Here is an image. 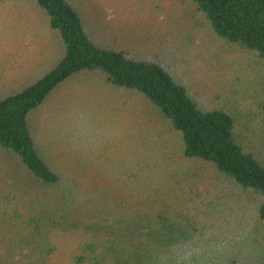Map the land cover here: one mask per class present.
<instances>
[{
    "label": "trees",
    "instance_id": "trees-1",
    "mask_svg": "<svg viewBox=\"0 0 264 264\" xmlns=\"http://www.w3.org/2000/svg\"><path fill=\"white\" fill-rule=\"evenodd\" d=\"M154 1L141 5L156 7ZM160 1L170 6L162 12L165 20L177 14L173 0ZM188 1L223 47L264 60V0ZM32 2L56 32L61 56L36 81L0 97V172L19 176L8 181L0 173L1 255L18 253L32 264H169L191 244L192 234L204 230L201 218L196 225L192 219V200L203 194L194 172L214 174L212 188L223 194L235 227L245 219L264 222V118L250 128L249 115L202 105L162 64L160 54L142 57L127 41L116 48L95 41L80 0ZM94 3L111 2L90 0ZM179 20L184 42L190 36L182 33ZM82 72L103 75L106 83L143 100L145 115L156 112L174 136V150L165 153L148 143L113 174L81 158L70 160L69 171H63L43 156L30 118L59 85ZM260 105L263 112L264 100ZM213 200L197 201L198 212Z\"/></svg>",
    "mask_w": 264,
    "mask_h": 264
},
{
    "label": "rangeland",
    "instance_id": "rangeland-1",
    "mask_svg": "<svg viewBox=\"0 0 264 264\" xmlns=\"http://www.w3.org/2000/svg\"><path fill=\"white\" fill-rule=\"evenodd\" d=\"M110 2L98 7L96 3L90 5V0H80L84 24L95 41L112 48L122 46L119 41H127L142 57L160 54L162 64L202 105L226 106L231 112L244 113L246 118L249 115L250 128L261 122L264 60L241 55L231 46L223 47L221 40L209 34L190 1L173 0L177 14H167L166 20L162 12L170 6L160 0L153 2L156 7H143V0ZM155 20L159 24L152 22ZM178 20L182 33L190 36L184 42L178 33ZM216 54L221 59L215 58ZM60 56L56 32L48 28L44 13L32 0H0V97L36 81L57 64ZM142 104L143 100L135 95L106 83L103 75L82 72L59 85L34 110L30 124L43 156L60 163L63 171L71 167L70 160L81 158L99 172L106 169L107 174H113L148 143L165 153L174 150V136L164 129L156 112L145 115L147 109ZM194 174L201 181L198 187L203 194L192 200V219L196 225V217L201 218L204 230L192 234L191 244L183 249L193 250L191 259L181 260L183 250H179L178 255L169 258V264H264V222L247 224L248 220L241 222L238 217L235 220L242 226L235 227L234 218L228 216L232 211L221 198L223 194L212 188L214 174ZM1 175L8 181L19 178L12 172ZM195 184L192 181V188ZM201 199L208 204L214 199L212 205L216 204L217 209L213 212L212 205L205 203L198 212L196 202ZM170 201L180 206L177 200ZM209 208L212 211L208 212ZM0 264L32 261L18 253L8 258L0 254Z\"/></svg>",
    "mask_w": 264,
    "mask_h": 264
},
{
    "label": "clouds",
    "instance_id": "clouds-1",
    "mask_svg": "<svg viewBox=\"0 0 264 264\" xmlns=\"http://www.w3.org/2000/svg\"><path fill=\"white\" fill-rule=\"evenodd\" d=\"M194 252L191 249H185L182 251V254L180 255L181 260H189L193 257Z\"/></svg>",
    "mask_w": 264,
    "mask_h": 264
}]
</instances>
